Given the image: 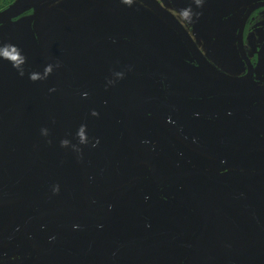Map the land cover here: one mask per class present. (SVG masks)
Listing matches in <instances>:
<instances>
[{
    "label": "flooded vegetation",
    "instance_id": "obj_1",
    "mask_svg": "<svg viewBox=\"0 0 264 264\" xmlns=\"http://www.w3.org/2000/svg\"><path fill=\"white\" fill-rule=\"evenodd\" d=\"M154 1L174 25L139 0L39 10L0 264H264V0Z\"/></svg>",
    "mask_w": 264,
    "mask_h": 264
},
{
    "label": "water",
    "instance_id": "obj_2",
    "mask_svg": "<svg viewBox=\"0 0 264 264\" xmlns=\"http://www.w3.org/2000/svg\"><path fill=\"white\" fill-rule=\"evenodd\" d=\"M56 1L58 0H17L0 11V121L7 126L0 143L7 138L11 140L17 133L25 135L32 128L36 97L34 68L36 59L39 58V44L33 25L39 16V10ZM139 1L174 25L169 14L154 0ZM204 1L216 11L214 17L219 15L224 17L235 13L242 2V0ZM192 7L195 9V5ZM194 9L191 10L193 14ZM31 11H33L32 15L25 16ZM221 77L219 80L214 78L212 84L218 86L219 83H224ZM232 85L230 82V89ZM249 94L253 97L255 92L250 91ZM3 142L0 145L6 147V152L10 151V144L6 146Z\"/></svg>",
    "mask_w": 264,
    "mask_h": 264
},
{
    "label": "trees",
    "instance_id": "obj_3",
    "mask_svg": "<svg viewBox=\"0 0 264 264\" xmlns=\"http://www.w3.org/2000/svg\"><path fill=\"white\" fill-rule=\"evenodd\" d=\"M17 0H4V5L1 7L0 10L6 9L9 7L11 4H13Z\"/></svg>",
    "mask_w": 264,
    "mask_h": 264
},
{
    "label": "rangeland",
    "instance_id": "obj_4",
    "mask_svg": "<svg viewBox=\"0 0 264 264\" xmlns=\"http://www.w3.org/2000/svg\"><path fill=\"white\" fill-rule=\"evenodd\" d=\"M4 5V0H0V9H1V7ZM4 10V9H3ZM0 11H2V10H0Z\"/></svg>",
    "mask_w": 264,
    "mask_h": 264
}]
</instances>
